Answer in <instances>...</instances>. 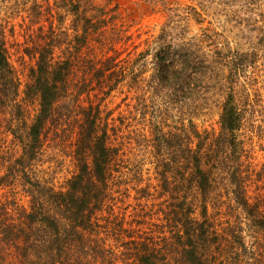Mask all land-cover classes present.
I'll use <instances>...</instances> for the list:
<instances>
[{
	"label": "trees",
	"instance_id": "obj_1",
	"mask_svg": "<svg viewBox=\"0 0 264 264\" xmlns=\"http://www.w3.org/2000/svg\"><path fill=\"white\" fill-rule=\"evenodd\" d=\"M80 4L67 1L74 17ZM87 4L92 14L83 15L79 34L73 25L62 55H55L54 41L24 49L34 65L22 89L0 24V264H264V195L255 191L261 179L252 182L245 163L243 112L234 90L253 59L217 45L205 53L201 40L184 41L164 28L132 62L87 58L108 23L102 6ZM216 66L224 99L219 131L211 133L189 116ZM126 77L136 103L110 125L98 96ZM174 106L179 116L170 125L165 118ZM146 125L149 138L142 133ZM63 142L75 170L56 187L42 166L47 150ZM125 147L133 150L132 161L124 158ZM147 147L160 187L156 197L148 184L138 187L146 155L136 158L134 151ZM220 174L236 221L219 216L223 205L212 189L222 188Z\"/></svg>",
	"mask_w": 264,
	"mask_h": 264
},
{
	"label": "rangeland",
	"instance_id": "obj_2",
	"mask_svg": "<svg viewBox=\"0 0 264 264\" xmlns=\"http://www.w3.org/2000/svg\"><path fill=\"white\" fill-rule=\"evenodd\" d=\"M67 1L0 0V24L4 27L9 59L19 74L21 89L28 80L29 68L34 65V60L24 54V49L31 47L32 43L54 41L59 44L54 49L55 55H60L65 43H71L73 25H77L75 29H78L77 34H79L83 15L92 14L88 9L89 4L86 5L87 0H81L78 17H74V14L68 10ZM94 3L102 6L107 12L108 23L104 26V41H102V33L97 37V40L101 39L105 46L100 48L95 38L94 52L88 54L87 58L103 61L104 58L113 57L116 62L120 60L132 62L164 28L172 37L179 36L184 41L191 38L194 43H198L201 40L205 53L209 49L213 50L214 45H217L218 49L224 48L225 51L234 49L248 54L253 59V63L242 72L234 90L243 112L239 139L245 149V163L251 173L250 180L254 182L256 178L261 179L258 184L254 183L255 188L260 187L255 191L264 195V0H94ZM84 7L87 8L85 12H83ZM49 22L53 24L50 26ZM52 28L55 33H50ZM151 47H154V44ZM85 49L80 48L81 57L86 54ZM70 51L73 52L74 49L70 48ZM84 65L85 63L79 62V67ZM96 65L99 66L100 63L97 62ZM216 68L217 71L206 80V89H201L192 102L196 113L189 116L200 131L211 133L219 131V117L224 99V91L220 86L223 83L222 67L216 66ZM150 73L151 71L148 70L144 76L147 78ZM125 80L117 89L106 93L107 88H105L103 94L98 96L102 97L101 116H107L110 125H117L119 117L127 115L136 103L135 99H130L135 92H128L126 86V83L129 84V77ZM128 103L129 107H127ZM146 103L149 106V100ZM137 116L139 118L138 114ZM178 116L174 106L168 110L165 121L170 125L177 124ZM146 119H149V115H146ZM141 126L137 127L141 128ZM148 131L149 127L144 126L142 133L147 138H149ZM126 133L124 131L121 135ZM61 134L60 141H65L67 139L65 134ZM65 143L63 142L59 147L49 148L42 166L47 169L56 187L63 186L75 170L70 158L66 157L62 150L63 146L67 148L68 143ZM149 149L147 147L146 150L134 151L136 158H141V153L146 155V158L142 159V181L138 187H145L148 184V191L156 197L160 187L154 178L152 158L147 157ZM124 150L126 153L124 158L132 161L133 150L131 153L128 147ZM216 183L217 186L222 187L218 191L216 188L212 189L215 192L213 196L216 203L223 205L219 216L224 219V223L236 221L238 217L233 210L231 195L227 193L228 187H224L227 185L225 176L220 174ZM3 192L4 190H0V195ZM134 196L135 191L130 190L128 200L132 204H134ZM18 199L20 202H25L21 196H18Z\"/></svg>",
	"mask_w": 264,
	"mask_h": 264
}]
</instances>
